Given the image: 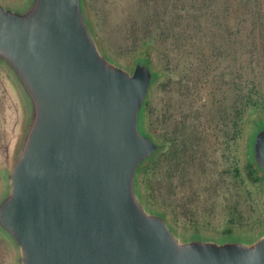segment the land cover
I'll use <instances>...</instances> for the list:
<instances>
[{"label":"water","instance_id":"95a60500","mask_svg":"<svg viewBox=\"0 0 264 264\" xmlns=\"http://www.w3.org/2000/svg\"><path fill=\"white\" fill-rule=\"evenodd\" d=\"M0 68L23 119L0 170L11 264H264L248 232L183 231L146 204L139 167L159 144L143 111L155 71L103 48L84 0H0ZM246 153L264 191V116Z\"/></svg>","mask_w":264,"mask_h":264},{"label":"trees","instance_id":"16d2710c","mask_svg":"<svg viewBox=\"0 0 264 264\" xmlns=\"http://www.w3.org/2000/svg\"><path fill=\"white\" fill-rule=\"evenodd\" d=\"M84 4L103 48L147 57L156 74L143 111L159 144L139 167L146 204L165 209L183 231L204 230L195 215L213 208L225 219L207 231L261 227L264 191L246 139L264 116V0Z\"/></svg>","mask_w":264,"mask_h":264},{"label":"rangeland","instance_id":"374dc122","mask_svg":"<svg viewBox=\"0 0 264 264\" xmlns=\"http://www.w3.org/2000/svg\"><path fill=\"white\" fill-rule=\"evenodd\" d=\"M8 1L14 2L17 0ZM113 19L116 26L117 19L114 17ZM112 36H114V38L116 37L115 35ZM118 45L122 49L128 47L127 42L121 41ZM118 57L125 61H131V53L125 55L121 52ZM205 93L206 90L203 91L204 96ZM22 119L23 110L16 90L5 72L0 68V170L9 167L10 159L20 133ZM214 136L215 134H213V136L209 135V137H207L208 141L212 142ZM219 139L217 138V141ZM216 209L218 208H213V210L211 209L210 211H199L198 214L195 215L204 230H209L208 225L214 226L215 229L218 230L221 229L220 227L225 218L222 213H219V210ZM183 221L184 220H181L180 222L182 223ZM4 243L0 240V264H11L10 250L7 248V244Z\"/></svg>","mask_w":264,"mask_h":264}]
</instances>
